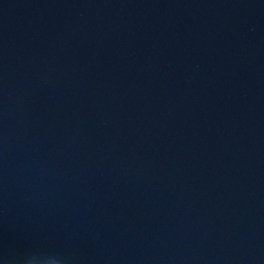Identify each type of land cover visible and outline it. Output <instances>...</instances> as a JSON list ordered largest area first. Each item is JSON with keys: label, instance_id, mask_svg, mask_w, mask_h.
<instances>
[{"label": "water", "instance_id": "obj_1", "mask_svg": "<svg viewBox=\"0 0 264 264\" xmlns=\"http://www.w3.org/2000/svg\"><path fill=\"white\" fill-rule=\"evenodd\" d=\"M0 264H264V0H0Z\"/></svg>", "mask_w": 264, "mask_h": 264}]
</instances>
